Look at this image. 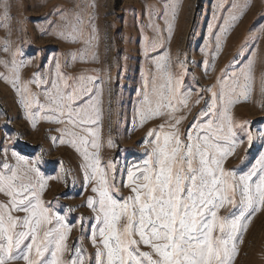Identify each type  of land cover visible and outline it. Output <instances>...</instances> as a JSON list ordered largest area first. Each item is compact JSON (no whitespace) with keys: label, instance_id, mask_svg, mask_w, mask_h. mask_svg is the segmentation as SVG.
<instances>
[{"label":"snow or ice","instance_id":"1","mask_svg":"<svg viewBox=\"0 0 264 264\" xmlns=\"http://www.w3.org/2000/svg\"><path fill=\"white\" fill-rule=\"evenodd\" d=\"M87 7L94 10L95 4ZM250 8L236 0L215 5L217 22L209 24L210 40L200 49L206 59L196 64L205 77L215 71L224 41ZM176 9L173 0H160L159 8L149 7L143 26L153 32L151 39L142 37V55L151 68L142 71L131 131H143L140 146L145 152L131 163L102 157L105 146L116 147L110 137L103 139L106 81L94 71H74L79 63L99 62L92 13L85 15L78 3L70 9L54 8L50 15L57 19L46 17L41 34L69 50L46 58L27 78L24 69L43 50L26 57L22 48L12 50L5 39L0 52L8 58H0V81L11 87L32 129L40 122L50 126L44 137L50 148L25 151L20 145L24 134L0 129V264H236L253 219L264 212V151L243 172L228 166L243 145L242 164L255 143L264 144V127L253 130L234 114L235 106L249 102L254 91L264 11L214 82L193 90L184 84L187 57H177L179 71H173L165 48L174 34ZM4 19H10L7 11ZM202 102L204 107L188 122ZM58 145L80 158L76 172L81 191H65L48 200L53 183L68 188L69 177L73 187L76 183L62 159L52 162L50 171L47 167L45 157ZM85 192L77 207L60 203ZM82 208L91 215L72 216ZM226 209L228 215H222ZM74 228L80 236L70 245ZM85 239L90 247H85Z\"/></svg>","mask_w":264,"mask_h":264},{"label":"rangeland","instance_id":"2","mask_svg":"<svg viewBox=\"0 0 264 264\" xmlns=\"http://www.w3.org/2000/svg\"><path fill=\"white\" fill-rule=\"evenodd\" d=\"M177 4L176 16L173 21L174 34L170 44L165 48L170 51L172 58V70L179 71L177 57L185 59L188 64L189 74L184 78L185 87L196 90L211 85L222 67L228 64L236 54L237 48L246 39L249 26L258 14L264 11V0H236V3L250 4V10L246 11L243 23H240L234 31H231L224 41L223 51L216 62L215 71L209 76L203 75L202 67L196 64L206 59L200 49L204 48L209 40V24H215L213 19L215 5L219 0H173ZM80 4L85 8V15L92 13L95 16V25L98 29L99 48L98 63H79L74 71H94L101 80L106 81L103 91V139L106 142L110 137L116 147L108 149L106 146L102 151L104 160L109 158L118 159L121 164L138 161L142 158L145 148L140 146L143 131H131L134 108L138 99L137 92L142 84V71L146 74L151 68V63L146 61L142 55V44L144 35L150 39L153 32L147 29L149 7H160V0H0V47L5 39L11 42V49L22 48L25 56H31L37 50H43L42 54L33 59L32 66L24 69L27 78L31 73L37 71V66L46 58L65 53L69 46L60 43L49 35H42L40 28L47 27L44 23L46 17L56 20L55 15H50L57 6L60 8H72L74 4ZM89 3L95 4V9L88 8ZM7 11L9 20L4 19ZM216 15L220 13L216 11ZM222 22V21H221ZM9 27H3L4 24ZM163 28V22H160ZM143 27V32L141 31ZM259 59L255 67L254 91L249 102L237 104L234 114L237 120L248 121L253 127H264V94H261V77L264 76V40L259 42ZM0 58L7 59V54L0 52ZM63 61V56H60ZM210 59V56L207 57ZM0 71H3L0 68ZM207 98V97H206ZM195 99V96L193 97ZM204 107L202 102L192 110L188 122ZM11 123H8V121ZM185 123V127L187 123ZM7 128L13 133H22L23 139L20 145L26 146L23 150L36 148L43 145L45 149L50 148V143L44 139L49 132L50 126L44 122L37 124L32 129L27 121L23 119L11 87L0 81V129ZM247 144L238 149L237 154L229 163L230 168H237L243 172L254 162L258 153L264 151V144L255 143L248 150V158H245ZM49 162V171L52 162L63 160L65 166L73 171L76 183L73 187L69 177V187L61 184H52L51 191L46 194V199L60 195L65 191L78 193L81 191L80 178L76 172L80 158L73 150L64 146L51 148L50 154L45 157ZM126 194V190H125ZM88 193L75 199H61L63 205L77 207L83 203ZM230 210L226 209L221 214L228 215ZM89 216L90 211L82 208L72 213V216ZM80 236L78 228H74L69 244H73ZM85 247H90L88 240L83 241ZM236 264H264V212L259 213L244 236V242L240 246V254Z\"/></svg>","mask_w":264,"mask_h":264}]
</instances>
